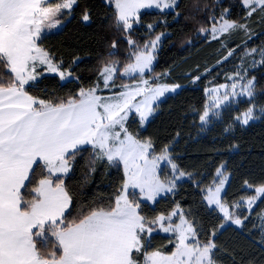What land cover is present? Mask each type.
<instances>
[{"label":"snow or ice","instance_id":"snow-or-ice-1","mask_svg":"<svg viewBox=\"0 0 264 264\" xmlns=\"http://www.w3.org/2000/svg\"><path fill=\"white\" fill-rule=\"evenodd\" d=\"M77 0H0V264H217L213 239H200L197 226L176 206L168 215L150 217L141 212V201L156 203L157 198L172 192L176 181L190 173L180 170L164 146L156 154L151 139L138 138L129 131L127 121L135 112L143 125L156 110L153 105L167 92H175L179 84L156 82L145 78L153 71V53L160 35L142 47L128 38L133 46L130 62L122 75L137 76L132 85L121 84V91L112 95L98 94L100 83L66 99H42L30 95L25 86L37 79L38 66H46L61 80L71 76L53 62L49 52L40 46L45 29L58 27L56 19L63 10L71 12ZM115 9V24L127 31L133 21H139L142 8H174L177 0H106ZM247 9L246 18L260 12L264 15V0H242ZM215 20V17H212ZM84 21L89 20L87 13ZM151 27V25H149ZM248 31L246 23L226 18L210 28L201 27L213 40L237 30ZM163 35V34H161ZM116 48L115 42L112 44ZM233 54L229 50L225 59ZM256 54L264 64V50L251 49L246 56ZM243 63L240 69H243ZM118 61L105 64L100 71L103 87L111 91L115 85ZM246 70H237L229 76V85L209 89L213 107L220 108L230 98L246 97L250 106L235 117L243 125L264 115V106L252 101L256 96L255 77L247 78ZM239 77V81H237ZM199 79V77H196ZM137 97L141 99L137 100ZM219 115V113H214ZM210 110L205 108L199 119L209 122ZM84 145H90L96 161L107 160L114 166H123L124 180L107 207L81 212L78 218L66 216L72 196L64 185L63 176L71 170L73 161ZM166 162L172 175L162 177L160 164ZM224 166L216 170L213 185L206 189L204 199L223 213L224 221L243 226V218L230 211L244 205L251 209L264 197V185L255 188V194L231 205L223 202L220 193L227 176ZM94 170V169H93ZM55 177V179H54ZM248 188L252 185L247 184ZM129 189L132 191L129 192ZM138 190V192L136 191ZM178 217L179 223H174ZM153 225L174 234V251L164 253L151 247ZM224 227V223L219 225ZM216 235L215 230L211 236Z\"/></svg>","mask_w":264,"mask_h":264},{"label":"trees","instance_id":"trees-1","mask_svg":"<svg viewBox=\"0 0 264 264\" xmlns=\"http://www.w3.org/2000/svg\"><path fill=\"white\" fill-rule=\"evenodd\" d=\"M241 1L179 0L174 11L143 13L138 27L124 31L116 27L115 9L106 0H77L71 13L64 16L68 19H64L63 28L42 36L38 42L61 70L71 72L73 79L63 82L58 76L42 74L38 81L25 86L30 95L42 99H66L76 96L81 88L87 89L98 82L102 86L100 71L112 61H118L120 66L115 81L120 86L126 82L120 72L130 62L128 38L142 47L163 34L151 76L165 84H179L181 89L158 105L145 127L135 116L127 122V127L138 138L151 139L156 154L167 145L173 162L180 170L190 173L191 179L181 182L173 194L160 198L154 205L141 202L140 210L155 217L168 215L179 205L186 218L197 226L200 239L211 238L217 244L214 250L217 264H264V231L258 228L264 197L242 228L226 224L204 199L205 190L220 165L230 175L223 196L229 205L248 195L250 188L246 181L252 188L264 185V117L248 127L235 123V117L250 106L244 103L223 112L208 127H203L199 119L206 107L207 87L224 83V74L235 67L236 60L219 63L229 50L243 46L246 40L242 36L208 40L199 30L210 28L225 12L228 19L245 23L247 10ZM85 13L88 21L83 20ZM263 20L257 13L251 17L255 36L241 50L264 45ZM4 71L0 66V72ZM253 75L257 86L255 103L264 106V64ZM94 159L91 147L81 148L70 162L71 170L62 177L72 196V204L65 213L66 216L71 213L70 218H78L81 212L91 208L107 207L124 180L122 165H111L106 159L92 163ZM221 223L223 228L219 227ZM170 241L174 239L156 234L152 236L151 247L170 253L174 251V243Z\"/></svg>","mask_w":264,"mask_h":264},{"label":"rangeland","instance_id":"rangeland-1","mask_svg":"<svg viewBox=\"0 0 264 264\" xmlns=\"http://www.w3.org/2000/svg\"><path fill=\"white\" fill-rule=\"evenodd\" d=\"M52 1H56L57 2V0H51V2ZM178 2H179V0H177V5H178ZM113 5V4H112ZM176 5V6H177ZM241 5L243 6V4H242V1H241ZM75 7V5H73V8ZM113 7H114V5H113ZM72 8V9H73ZM175 8L176 7H174V8H156V7H152V8H142L140 11H139V13H138V15H139V19H140V16L143 14V13H146V12H158V13H166V12H171V11H174L175 10ZM243 8L244 9H246L244 6H243ZM72 9H71V11H72ZM247 10V9H246ZM71 13V12H70ZM69 12H68V10H63V12H62V14L60 15V16H57L56 17V19H59L60 20V24L58 25V27H56V28H52V29H45V31L41 34V37L42 36H44V35H46V34H49V33H53V32H57V31H60L62 28H63V26H64V23H65V20L66 19H68V18H66V17H64V16H67V15H69L70 14ZM256 13H254L253 15H255ZM257 14L259 15V16H262V18L264 19V15H262L260 12H257ZM252 15V16H253ZM251 16V17H252ZM251 17H248L247 18V21L245 22L247 25H248V31L247 32H245L244 30H237V31H234V32H230V33H226L225 35H223V36H221V37H219L218 39H216V40H222V39H226V38H228V39H233L234 38V36H238V37H245L244 39H246L245 40V43L243 44V46H236V47H234L233 49H232V51H233V54L231 55V56H228V58L227 59H223V60H221V62L219 63V65H221V64H224V63H226V62H228V61H233V60H236L235 62V67L234 68H230V70L226 73V74H224V83H222V84H217V85H210L209 87H207V89H206V98H207V103H206V106H207V108L210 110V116H209V122L207 123V124H201L203 127H208L210 124H211V122L212 121H214V120H216V119H219L220 118V116H221V114L223 113V112H225V111H227L228 109H235V108H237V107H239L241 104H244V103H250L249 102V100L246 98V97H235V98H230V100L228 101V102H226V103H223V104H221V106H220V108H215V107H213V105H214V101H213V99H212V96L213 95H219V96H222L223 94H224V92L226 91V89H224V88H221L220 89V92L219 93H217V94H213V93H210L209 92V89H211V88H217V87H219L220 85H229V88L227 89V91H231V89H230V86H231V84L233 83V80L232 79H229V76H233V75H235V73L237 72V70H241V72H242V74H243V72L246 70V72H247V76H246V79L247 78H251V77H254V73L257 71V70H259L260 68H261V66H262V64L261 63H257L255 66H253V64H252V61L253 60H256V61H259V59H260V57L258 56V55H256V54H253V55H251V56H246L245 55V53H247L248 51H250L251 49H256L257 50V52H259V51H261V50H264V45H260V46H254L253 48H249V47H245V48H243V50H241V48L242 47H244L245 45H246V43H248V42H250L251 41V39L252 38H254V26H253V24L250 22V20H251ZM226 18L228 19V12L226 13ZM65 19V20H64ZM219 22V19H217L216 20V22L215 23H218ZM263 22H264V20H263ZM244 23V22H243ZM243 23H241V24H243ZM139 26V23L137 22V21H133V26H132V28L133 27H138ZM152 27H149V29H151ZM148 29V28H147ZM129 30V29H128ZM201 35L205 38V39H208V40H213L212 38H211V36L209 35V34H207V33H201ZM160 41H159V43H158V45H157V47H156V51L153 53V55H154V57H155V59H154V61H153V64H152V68L154 69V66H155V64H156V62H157V54H158V52H159V50H160V47H161V44H162V42H163V40H164V36L163 35H160ZM155 39V38H154ZM151 40H153V39H151ZM150 40V41H151ZM39 42V41H38ZM148 43V42H147ZM130 47H131V51L133 50V46H131L130 45ZM243 63V65H244V68L243 69H240V66H241V64ZM61 69V68H60ZM119 70H120V66H119V64H118V72H117V75H118V73H119ZM123 71V70H122ZM122 71L120 72V76L124 79V81H126L124 84H129V85H132V84H135V83H137L138 82V79H137V77H138V75L139 74H137V76H133V77H131V78H129V77H126V76H123L122 75ZM36 73H37V79L35 80V81H30L29 82V84H31V83H34V82H36V81H38L39 80V78L41 77V76H43V75H51V76H58L59 77V75L57 74V73H54V72H49L48 70H47V68H46V66H38L37 67V69H36ZM43 74V75H42ZM151 74H152V72L151 73H149V72H145V78H147V79H149L150 80V82H152L153 83V85H155V83L156 82H160L159 80H156V79H154V78H152L153 76H151ZM117 75H116V78H117ZM60 78V77H59ZM116 78H115V81H116ZM73 78H72V76H69V77H67L66 79H64V80H62L63 82H68V81H70V80H72ZM237 79V81H239V77H237L236 78ZM101 82H102V80H101ZM255 83H256V79H255ZM27 86V85H26ZM100 88L101 89H103V91L102 92H99L98 94H101V95H104V96H109V95H112L113 93H115V90L116 89H118V92L119 91H121V88H120V86H115L114 88H112L111 89V91L109 90V89H105L104 87H103V82H102V86H100ZM181 89V87H179L175 92H167V93H165L164 94V96L163 97H161L157 102H156V104H154L153 105V107L156 109L157 107H158V105L163 101V100H165V98H167L168 96H171V95H174V94H176L179 90ZM106 93V94H105ZM139 99H141V97H137V100H139ZM255 99H256V96H255V98H254V100L252 101L253 103H255ZM256 104V103H255ZM258 107H259V105H257ZM206 108V107H205ZM205 110V109H204ZM219 113V115L217 116V115H214V113ZM155 113H156V110L154 111V113L148 118V120L142 125V127H145L146 125H147V123L152 119V117H154V115H155ZM257 115H258V117L259 118H257V119H255V120H252V121H250L249 122V124H247V125H243V124H241L239 121H236L235 120V123H237V124H239L240 126H242V127H248V126H250V125H252V124H255V123H257V122H259L263 117H264V115H261V114H259V112H257ZM132 116H135L138 120H139V116H138V114H136L135 112H132V113H130V115H129V118H128V121L132 118ZM127 121V122H128ZM201 123V122H200ZM84 146H86V145H84ZM86 147H91V146H86ZM168 151H169V149H168ZM170 154V153H169ZM171 156V155H170ZM171 159H172V157H171ZM224 166V165H223ZM123 167V166H122ZM223 171H224V173H225V175L227 176V180L225 181V184H224V186H223V189H222V191H221V193H220V198H221V200L223 201V196H224V194H225V191H226V188H227V185H228V182H229V179H230V175L226 172V169H225V166H224V168H223ZM69 173V172H68ZM67 173V174H68ZM160 174H161V176L162 177H164V176H168L169 178L171 177V175H172V170H171V167L169 166V165H167V163L166 162H162L161 164H160ZM66 176V175H65ZM189 179H191V177H188V176H185L184 178H181V179H179V180H177L176 181V187H175V189L172 191V192H170V193H165V194H162L161 196H159L158 198H157V201L160 199V198H163V197H166V196H168V195H171V194H173L175 191H176V188H177V186L181 183V182H183V181H185V180H189ZM214 179H219L218 177H216V174H215V178ZM214 181V180H213ZM213 185V182L211 183V185H210V187ZM132 190L131 189H129V192H131ZM137 192H138V190H136ZM255 194V188H250L249 189V193H248V195L246 196V197H244V198H247V197H249V196H251V195H254ZM205 195H206V190H205ZM261 198L262 197H260V198H258L257 200H256V202L254 203V205H253V207H252V209H251V213L253 212V210H254V208L256 207V205L258 204V202L261 200ZM156 201V202H157ZM206 201V200H205ZM141 202H144V201H141ZM207 202V201H206ZM224 202V201H223ZM239 202H241L242 203V205L244 204V199H241V200H239ZM145 203H148V204H150V205H154L155 203H152V202H150V201H148V202H145ZM208 204V203H207ZM210 208H213V209H216L219 213H220V215L223 217V213H221L220 211H219V209L218 208H216L214 205H208ZM230 211H232V212H234L236 215H238V216H241L242 218L244 217V216H247V219L251 216V213H249V210H248V208L246 207V205H244V206H242V207H240V208H230ZM224 218V217H223ZM247 219H245L244 220V223H243V225L245 224V222H246V220ZM173 221H174V223H179V219H178V217H173ZM258 228H261V229H263V231H264V212L260 215V218L258 219ZM226 224H231V225H234V224H232L230 221L229 222H225ZM235 227H237V228H242V226H237V225H234ZM153 228L155 229L154 231H153V233H152V236L153 235H156V234H162V235H164V236H169V237H172L173 239H174V234L173 233H171V232H164V231H162V230H160L159 228H158V226H156V225H153Z\"/></svg>","mask_w":264,"mask_h":264},{"label":"crops","instance_id":"crops-1","mask_svg":"<svg viewBox=\"0 0 264 264\" xmlns=\"http://www.w3.org/2000/svg\"><path fill=\"white\" fill-rule=\"evenodd\" d=\"M86 146H90V145H86ZM86 146H82L81 148H85Z\"/></svg>","mask_w":264,"mask_h":264}]
</instances>
